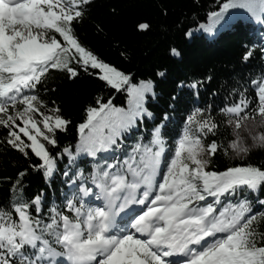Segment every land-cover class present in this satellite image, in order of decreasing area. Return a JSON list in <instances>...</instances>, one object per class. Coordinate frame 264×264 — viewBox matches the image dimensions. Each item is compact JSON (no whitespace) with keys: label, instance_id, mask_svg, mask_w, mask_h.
I'll return each mask as SVG.
<instances>
[{"label":"snow or ice","instance_id":"snow-or-ice-1","mask_svg":"<svg viewBox=\"0 0 264 264\" xmlns=\"http://www.w3.org/2000/svg\"><path fill=\"white\" fill-rule=\"evenodd\" d=\"M215 4L205 23L193 17L195 28L178 29L181 36H215L249 18L264 27V0ZM95 6L0 0V149L23 158L2 181L0 264H264V164L215 165L218 156L244 161L264 150V67L232 80L227 103L184 100L200 95L208 75L179 81L158 107L167 68L141 78L81 39L77 29ZM133 28L145 34L152 24ZM168 52L182 58L178 47ZM254 57L264 58V42L244 46L241 62ZM56 75L99 81L124 103L96 94L73 126L53 98ZM70 126L74 143L62 144ZM31 173L45 181L34 193L26 190Z\"/></svg>","mask_w":264,"mask_h":264},{"label":"trees","instance_id":"trees-1","mask_svg":"<svg viewBox=\"0 0 264 264\" xmlns=\"http://www.w3.org/2000/svg\"><path fill=\"white\" fill-rule=\"evenodd\" d=\"M161 6L169 9L167 17L161 14ZM215 7V0H96L89 18L77 30L81 39L96 48L104 58L115 61L141 78L151 76L154 70L167 68L168 78L160 83L158 89L161 94L158 107L166 105L168 94L177 87L179 81L190 82L208 75L213 80L200 88V95L189 97L186 92L184 100L191 98L198 99L201 104L206 101L219 105L221 100L227 103L232 99L224 90L232 80L239 81L241 76L247 80L264 67V58L261 57H254L247 65L240 60L244 46L253 43L258 46L264 42V27L249 18L221 30L215 36L202 32H197L193 39L181 36L178 29L185 25L195 28L193 17L199 23H205L206 19L202 18ZM112 9H116L115 14ZM137 20L150 21L152 31L145 34L135 32L133 25ZM97 24L103 25V32L97 33ZM171 46L182 50V58L169 55ZM120 48L127 49L124 58L117 55ZM49 86L57 89L53 98L61 103L64 113L72 119L73 126L80 122L84 106L91 103L96 94L115 95L114 103H124L122 95L109 92L101 82L90 78L71 83L56 75ZM173 115L179 121V117L186 113L181 111L179 115ZM73 126H70L69 133L62 134V144L74 143ZM2 136L3 131L0 130ZM235 162L264 164V150L252 151L244 161H229L223 156L215 159L216 167ZM17 164L23 165L22 157L15 152L5 154L0 149V202L8 198V184L2 181L14 176ZM62 179L59 177L57 183ZM44 187L45 181L40 174L31 173L27 177V192L34 193ZM60 187L63 191V185ZM50 195L55 199L54 191H50Z\"/></svg>","mask_w":264,"mask_h":264},{"label":"rangeland","instance_id":"rangeland-1","mask_svg":"<svg viewBox=\"0 0 264 264\" xmlns=\"http://www.w3.org/2000/svg\"><path fill=\"white\" fill-rule=\"evenodd\" d=\"M258 150V149H257ZM254 151V150H253Z\"/></svg>","mask_w":264,"mask_h":264}]
</instances>
